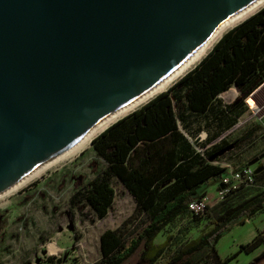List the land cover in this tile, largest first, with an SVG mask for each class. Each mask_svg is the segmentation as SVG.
<instances>
[{"label":"water","instance_id":"obj_1","mask_svg":"<svg viewBox=\"0 0 264 264\" xmlns=\"http://www.w3.org/2000/svg\"><path fill=\"white\" fill-rule=\"evenodd\" d=\"M256 1L0 0V195Z\"/></svg>","mask_w":264,"mask_h":264},{"label":"trees","instance_id":"obj_2","mask_svg":"<svg viewBox=\"0 0 264 264\" xmlns=\"http://www.w3.org/2000/svg\"><path fill=\"white\" fill-rule=\"evenodd\" d=\"M264 83V7L226 32L210 53L176 84L121 118L93 140V148L107 163L106 167L78 191L97 219L105 218L116 198L117 179L136 202V213L145 217L137 229L123 224L100 235L101 258L93 264H124L141 247L148 264L157 263L168 249L171 236L157 244L156 238L179 218L200 217L209 211V225L163 264H229L235 255L221 258L217 245L236 224L264 210V168L255 173L259 190L248 199L221 211L193 214L189 203L211 196L198 193L210 179L219 180L227 168L215 163L227 145L215 143L201 152L181 128L187 129L205 120L211 130L209 141L231 128L245 111V100ZM235 85L240 96L232 103L219 105L218 96ZM264 89V85L260 88ZM254 93L247 99L250 103ZM257 125L247 135H251ZM246 187V186H242ZM235 191V190H234ZM222 201H226L234 192ZM264 235V234H263ZM264 237V236H263ZM260 242L256 238L242 246L251 250ZM48 261L63 264L53 256Z\"/></svg>","mask_w":264,"mask_h":264},{"label":"rangeland","instance_id":"obj_3","mask_svg":"<svg viewBox=\"0 0 264 264\" xmlns=\"http://www.w3.org/2000/svg\"><path fill=\"white\" fill-rule=\"evenodd\" d=\"M263 85L253 92L254 100L247 102L253 93L246 98L243 114L218 138L209 141L214 129L210 130L205 120L199 122L195 118L190 129L181 124L182 130L201 152L210 150L215 143L226 141L228 145L218 154L222 162L230 161L235 167L236 164H250L247 160L264 150V89H260ZM239 96L240 91L233 85L221 93L216 102L226 105ZM257 125L262 127L247 135ZM92 141L0 199V264H54L48 261L50 256L62 259L63 264H93L101 258L100 235L103 231L118 228L124 222L123 227L130 231L143 224L145 217L136 213L133 196L117 179H114L115 202L105 218L97 219L92 208L79 198L72 202V197L88 186L107 165L94 150ZM215 183L216 180L210 179L202 184L198 193ZM209 222L208 211L200 217L185 215L166 228L156 242L161 243L167 236L172 239L159 263L172 261L178 251L196 238ZM252 227L251 224L241 228L235 225L219 241V250L224 254L232 248L230 232L247 235ZM142 251L143 247L124 264H148L142 258Z\"/></svg>","mask_w":264,"mask_h":264},{"label":"bare ground","instance_id":"obj_4","mask_svg":"<svg viewBox=\"0 0 264 264\" xmlns=\"http://www.w3.org/2000/svg\"><path fill=\"white\" fill-rule=\"evenodd\" d=\"M262 7H264V0H257L255 3L244 9L243 11L239 12L238 14L232 16L231 18L224 21L210 36V38L204 43V45L195 53L193 54L187 61H185L177 70H175L169 77H167L164 81L158 84L156 87L152 88L150 91L130 103L129 105L125 106L124 108L116 111L115 113L108 116L105 120L95 126L91 131H89L83 138H81L78 142L72 145L70 148L62 152L61 154L57 155L36 171H34L30 176L24 179L22 182L8 190L7 192L0 195V199L4 196L12 193L13 191L20 188L22 185L26 184L34 177L38 176L40 173L47 169L49 166L64 160L76 152H78L83 147L85 148L87 144H89L97 135L105 131L110 125L118 121L119 119L125 117L132 111L138 109L139 107L143 106L158 94L164 92L165 90L169 89L175 81L189 72L193 67H195L204 57H206L210 51L214 48L216 43L222 38V36L234 28L235 26L239 25L247 18L252 16L253 14L257 13ZM51 168V167H50ZM40 174V175H41Z\"/></svg>","mask_w":264,"mask_h":264},{"label":"crops","instance_id":"obj_5","mask_svg":"<svg viewBox=\"0 0 264 264\" xmlns=\"http://www.w3.org/2000/svg\"><path fill=\"white\" fill-rule=\"evenodd\" d=\"M220 161L221 160H215V163H218ZM247 161H250V164H246L247 162L245 164L241 163V165L236 164V168L240 169L248 165L254 169L256 174L261 172V170L264 168V150L259 151L258 154L252 156L250 160L248 159ZM222 179L216 180L215 184L211 185L208 189L202 192V193H207L208 195L211 196L210 199L211 214H213L215 211H221L224 207L236 205L248 199L249 197L255 195L259 191L257 190V188H253V187H240L236 189L226 201H222L218 197L219 190L222 187ZM246 224H251L253 226L252 231H250V233L247 235H244L242 232H238L234 234L230 232V234H232V243H231L232 248H230V250H228L223 254L219 250V244H218L217 246L218 253L223 259L235 255L232 258V260L229 262V264H264V237H263L264 210L258 212L251 218L245 219L244 222L236 224V228H241ZM256 238H260V242L257 245V247L249 251L242 247L244 245L251 243Z\"/></svg>","mask_w":264,"mask_h":264},{"label":"built area","instance_id":"obj_6","mask_svg":"<svg viewBox=\"0 0 264 264\" xmlns=\"http://www.w3.org/2000/svg\"><path fill=\"white\" fill-rule=\"evenodd\" d=\"M218 164L227 168V173L222 179V187L218 193V197L221 200H223L230 192L242 186H257L256 174L251 166L247 165L239 169L230 161H220ZM209 204L210 199L208 197L194 199L189 203V210L193 214H202L206 211ZM159 261L154 264H160Z\"/></svg>","mask_w":264,"mask_h":264}]
</instances>
